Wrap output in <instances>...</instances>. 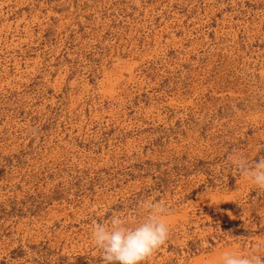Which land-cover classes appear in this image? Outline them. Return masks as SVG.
<instances>
[{
    "label": "rangeland",
    "instance_id": "obj_1",
    "mask_svg": "<svg viewBox=\"0 0 264 264\" xmlns=\"http://www.w3.org/2000/svg\"><path fill=\"white\" fill-rule=\"evenodd\" d=\"M262 158L264 0H0V264H103L142 201L144 264L264 258Z\"/></svg>",
    "mask_w": 264,
    "mask_h": 264
},
{
    "label": "clouds",
    "instance_id": "obj_2",
    "mask_svg": "<svg viewBox=\"0 0 264 264\" xmlns=\"http://www.w3.org/2000/svg\"><path fill=\"white\" fill-rule=\"evenodd\" d=\"M236 164L243 175L264 189V158L251 166L244 160H237ZM141 207L146 212L139 222L128 223L113 216L107 223H93L91 237L101 251L103 264H144L167 241L165 203L142 201ZM222 264H264V258L252 252L247 255L225 252Z\"/></svg>",
    "mask_w": 264,
    "mask_h": 264
}]
</instances>
